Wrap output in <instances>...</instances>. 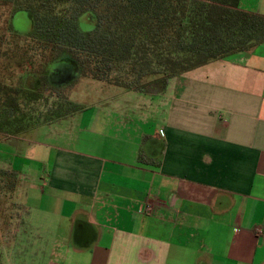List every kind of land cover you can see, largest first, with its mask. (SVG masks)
Segmentation results:
<instances>
[{"label": "crops", "instance_id": "1", "mask_svg": "<svg viewBox=\"0 0 264 264\" xmlns=\"http://www.w3.org/2000/svg\"><path fill=\"white\" fill-rule=\"evenodd\" d=\"M241 7L264 15V0ZM102 87L99 115L72 99L65 117L0 131L37 263L264 264V42L162 94Z\"/></svg>", "mask_w": 264, "mask_h": 264}, {"label": "trees", "instance_id": "2", "mask_svg": "<svg viewBox=\"0 0 264 264\" xmlns=\"http://www.w3.org/2000/svg\"><path fill=\"white\" fill-rule=\"evenodd\" d=\"M14 1L12 15L26 10L31 17L33 29L22 36L33 45L25 57L31 69L16 85L0 80V131L10 134L29 128L24 107L45 93L60 100L43 122L78 110L61 101V89L80 77L162 94L171 78L264 42V15L242 9V0ZM84 14L94 22L90 31L80 26ZM122 65L125 75L118 74ZM0 175L16 188L14 172L0 168Z\"/></svg>", "mask_w": 264, "mask_h": 264}, {"label": "rangeland", "instance_id": "3", "mask_svg": "<svg viewBox=\"0 0 264 264\" xmlns=\"http://www.w3.org/2000/svg\"><path fill=\"white\" fill-rule=\"evenodd\" d=\"M15 5L16 2L13 0H0V80L8 85H16L18 78L31 69L25 57L33 44L22 35L30 33L33 24L26 10H17L12 15ZM10 20L21 35H13ZM80 26L84 31H90L94 28V22L84 14L80 17ZM32 53L34 54V51L29 52ZM36 59L40 57L37 56ZM118 74L125 75L124 65L118 69ZM103 83L106 82L80 77L76 82L61 89L63 91L61 101L73 103L72 99L75 102L80 100L88 109L85 111L86 115H99L98 107L103 103L99 99ZM59 100L56 95L45 93L42 99L24 107L27 115L24 125L30 128L43 123L47 111ZM3 146V142L0 141V147ZM15 175L18 187L21 179L16 173ZM16 188L11 189L10 175H0V264H40V261L37 263L36 252L42 253L43 241L36 233L37 230L23 221L25 212L21 204L23 195L22 192L16 191Z\"/></svg>", "mask_w": 264, "mask_h": 264}, {"label": "built area", "instance_id": "4", "mask_svg": "<svg viewBox=\"0 0 264 264\" xmlns=\"http://www.w3.org/2000/svg\"><path fill=\"white\" fill-rule=\"evenodd\" d=\"M155 205H156L155 201L147 200L143 204L141 210L144 211V212H149V211H151L154 208ZM256 230H257L258 233H260V234L262 233V227H257Z\"/></svg>", "mask_w": 264, "mask_h": 264}]
</instances>
